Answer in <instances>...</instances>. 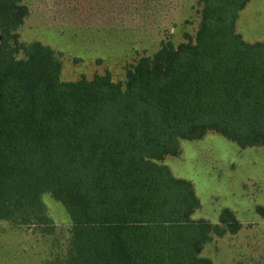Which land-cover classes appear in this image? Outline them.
I'll use <instances>...</instances> for the list:
<instances>
[{"label": "trees", "instance_id": "obj_1", "mask_svg": "<svg viewBox=\"0 0 264 264\" xmlns=\"http://www.w3.org/2000/svg\"><path fill=\"white\" fill-rule=\"evenodd\" d=\"M249 1L198 0L194 42L162 43L124 81H64L50 46L19 41L23 0H0V222L52 235L45 193L71 221L42 264H213L204 245L241 229L227 207L193 219V184L161 161L208 132L264 145V42L236 30Z\"/></svg>", "mask_w": 264, "mask_h": 264}, {"label": "rangeland", "instance_id": "obj_2", "mask_svg": "<svg viewBox=\"0 0 264 264\" xmlns=\"http://www.w3.org/2000/svg\"><path fill=\"white\" fill-rule=\"evenodd\" d=\"M29 14L18 29L20 42L50 46L61 61L60 77L74 81L108 73L124 81L126 68L152 56L162 43L175 48L200 22L198 0H23ZM236 30L245 41L264 42V0H250ZM18 58L22 54H18ZM180 153L161 161L176 177L193 184L201 207L193 219L218 222L231 209L241 229L213 236L201 255L213 264H264V145L242 148L215 132L199 140H180ZM54 225L52 235L0 222V264H42L65 251L71 221L61 203L42 195Z\"/></svg>", "mask_w": 264, "mask_h": 264}]
</instances>
